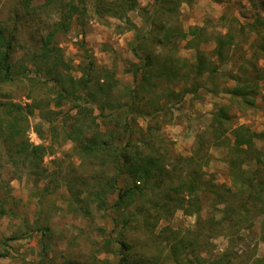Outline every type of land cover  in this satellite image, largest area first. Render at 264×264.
Listing matches in <instances>:
<instances>
[{"label":"trees","instance_id":"obj_1","mask_svg":"<svg viewBox=\"0 0 264 264\" xmlns=\"http://www.w3.org/2000/svg\"><path fill=\"white\" fill-rule=\"evenodd\" d=\"M93 1L97 13L120 20L126 25L124 29H136L128 13L141 9L139 0ZM148 1L151 9L147 12L143 10L148 14L146 30L143 33L135 30L132 46L137 60L133 85L126 89L117 87L114 70L98 66L91 58L82 65L80 77L64 74L68 64L60 48L53 43L54 37L70 29L73 16L85 12V0H41L37 5L33 4V0H23L13 8L11 18L0 22V150L14 164L26 162L29 173L36 177L41 173L42 160L48 152V146L33 144L28 138V120L36 107L15 101L4 93L2 87L14 81L19 73L14 70L11 59L20 28L19 20L25 19L27 25L30 22L35 25L33 33L45 30L38 54L32 55V64L37 75L43 71L45 78L52 81L54 106L61 108L68 103L72 105L70 109H76L74 114L65 113L62 133L65 140L72 142V149L81 158V165H87L86 174L75 176L72 171L64 181L70 203L78 207L79 212L90 214L91 204L104 212L107 197L113 196L114 202L109 207L113 228H140L148 233L154 232L176 210L198 215L202 185L200 163L204 158L209 159L208 154L200 153V150L204 149L208 139L207 146L226 147L232 185H243L236 190V195L242 199L237 205L222 200V195L218 196L220 200L217 203L223 205L224 212L220 220L211 217L203 223L198 219L195 230L182 232L168 227V250L160 261L148 258L127 262L128 257L123 253L132 250V243L117 238L118 253L122 255L117 264H220L223 261L229 264L227 259L231 256L228 254L216 258L209 254L205 258L197 255V251L207 245L208 238L217 235V229L223 230L231 225L237 228L247 226L254 216H262L261 239L264 240V149L256 143L257 139H264V131H253L246 124H229L226 128L230 117L225 107H219L212 115L210 135L198 141L197 155L186 162L190 168L183 173L178 167L167 169L166 150L163 151L164 145L158 133L160 124L151 125L150 121L152 115L163 111L169 104L179 102L187 94H198L206 88L207 82L212 86L209 91L213 92L218 88L217 81L221 76L234 82L224 92L242 107L255 108L259 78L255 74L252 76L248 68L256 67L259 56L240 66L238 73L225 71L224 66L232 59L234 34L227 30L211 38L205 27L192 26L183 30L177 24L180 5L193 0ZM51 12L57 18L49 27L42 14L49 16ZM37 13L40 14L34 16ZM257 32L263 42L264 33ZM209 40L215 43L213 51L216 59L202 48ZM182 41L192 51L190 57L177 54ZM257 48L263 51L261 44ZM258 71L264 73L263 70ZM169 83H180L179 90L171 88ZM157 88L161 90L157 91ZM147 116L150 118L145 121V128L139 126L136 120ZM227 130L229 136L226 135ZM175 175L177 179H174ZM173 180L179 181L174 184ZM152 181L154 184L150 185ZM162 195L164 200L160 201ZM0 214H5L2 205ZM24 225L28 229L26 223ZM30 226L33 229L42 228L43 234L48 232L46 226H38L37 220ZM6 255L0 254V257ZM239 259L240 263L244 262ZM252 263L264 264V258H256Z\"/></svg>","mask_w":264,"mask_h":264},{"label":"rangeland","instance_id":"obj_2","mask_svg":"<svg viewBox=\"0 0 264 264\" xmlns=\"http://www.w3.org/2000/svg\"><path fill=\"white\" fill-rule=\"evenodd\" d=\"M22 1L0 0V22L9 20L13 8L18 7ZM40 2L41 0H33L36 5ZM84 4L85 12L73 16L70 29L57 33L54 37L53 43L60 48L68 64L64 74L80 77L82 65L91 58L98 66L114 70L117 87L131 88L137 63L132 53L135 30L145 32L146 12L151 9V4L148 0H139L141 9L128 13L135 30L124 29L126 25L120 20L97 13L93 0H85ZM179 12L177 24L183 30L192 26L205 27L211 38L216 33L227 30L234 34L232 59L224 66L225 71L238 73L240 66L259 56L255 62L256 67L248 68L249 73H253L252 76L255 74L259 78L255 108L242 107L236 99L224 92L234 82L221 76L217 81L218 88H213V92L209 91L212 86L207 82L206 88L201 89L198 94H187L179 102H173L163 111L151 116V125L160 124L158 133L164 145L163 151H167V169L178 167L185 173L190 168L186 162L197 155L198 141L210 135L212 115L219 107H225L228 111L230 120L226 128L229 124H246L253 131H264V73L258 71H264V41L261 42L257 32L264 33V0H193L189 4L182 3ZM49 16L42 14L50 27L52 20L57 17L54 12L49 13ZM25 21L19 20L20 28L11 59L14 70L19 73L14 81L2 87L4 93L12 96L15 101L30 103L36 107L28 120V138L33 144L48 146V152L43 157L39 170L41 173L36 177L29 173L26 162L14 164L0 150V205L5 210L4 215L0 214V254L7 253L0 257V264H117L122 256L118 253L115 241L117 238L132 243V250L123 253L128 257L127 262L148 258L160 261L168 250V227L182 232L187 229L195 230L198 219L203 223L211 217L220 220L224 213L223 205L217 203L220 195L223 196L222 200H227L232 205H237L242 200L236 195V190L243 185H232L226 147L215 144L207 146L208 139L204 143V149L200 150V153L206 152L209 159L204 158L200 163L202 185L199 190L201 208L198 215L176 210L154 232L148 233L140 228H113L109 209L114 202L113 196L107 197L104 212L98 210L95 204L90 205V214L79 212L76 209L78 207L75 208L70 203V194L64 181L72 171L75 176L86 174L84 171L87 170V165H81V158L72 149V142L65 140L62 133L67 116L65 113L74 114L76 109H70L72 105L68 103L61 108L54 106L52 81L45 78L43 71L41 75H37L32 64V55L38 54L45 30L33 33L35 25L32 22L27 25ZM185 43H180L177 54L190 57L192 51L185 47ZM259 44L263 51L258 50ZM214 45V41L209 40L202 48L216 59ZM169 85L178 91L181 84ZM161 88H157V91ZM149 118H140L136 122L145 128V121ZM226 135H230L229 130ZM256 143L264 149V139H257ZM174 179H177V175ZM178 181L173 180V183ZM153 184L154 181L150 183ZM172 194L174 195L173 192ZM159 198L160 201L164 200L163 195ZM254 217L247 226L237 228L231 225L223 230L217 229V235L208 238L207 245L201 251L198 250L197 255L208 258L211 254L216 258L228 254L231 256L227 259L230 260L229 264H253L254 259L264 258L262 216ZM34 220L38 221L39 227L46 226L48 232L43 234L42 228L29 227ZM11 237L17 239H9ZM239 258L244 262L240 263ZM220 264L227 263L223 261Z\"/></svg>","mask_w":264,"mask_h":264}]
</instances>
